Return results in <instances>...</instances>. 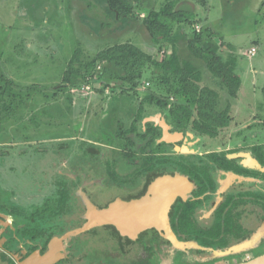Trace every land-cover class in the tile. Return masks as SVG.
I'll return each mask as SVG.
<instances>
[{
	"label": "rangeland",
	"instance_id": "374dc122",
	"mask_svg": "<svg viewBox=\"0 0 264 264\" xmlns=\"http://www.w3.org/2000/svg\"><path fill=\"white\" fill-rule=\"evenodd\" d=\"M168 1L143 2L136 21L116 20L104 0H0V204L22 211L24 222L35 216V225L56 235L84 225L78 202V214L59 216L52 223L39 219L37 213L47 216L54 208L56 179L79 172L81 166L87 176L105 172L110 178L112 168L129 171L133 161L144 159L137 150L144 142L138 143L135 136L144 133L143 122L157 121L172 105L185 101L175 83L158 85L160 72L152 65L143 69L133 89L121 84L122 73L114 63L97 60L114 45L131 44L159 60L176 51L180 60L200 69L197 86L216 92V109L229 105V125L215 138L187 132V141L179 145L187 153L224 150L236 155L249 153L253 146L264 148V0H206L205 6L177 0L191 24L170 22L169 42L156 45L142 20ZM198 37L216 43L224 61L236 57L234 72L241 80L236 98H229L188 50V43ZM66 73L73 84L64 83ZM83 76H92L88 84L81 82ZM148 94L168 97L167 108L142 104ZM132 126L136 132H130ZM163 150L152 146L148 154L162 158ZM261 220L256 228L252 225L256 235L236 244L245 242L244 248L226 256L197 248L180 251L168 243L159 250L151 241L150 253L144 242L122 252L113 245L114 233L103 228L79 234L72 244V236L67 238L65 255L83 256L82 264H237L264 254ZM4 253L0 249V264H7L6 258L8 264H17L13 254Z\"/></svg>",
	"mask_w": 264,
	"mask_h": 264
},
{
	"label": "trees",
	"instance_id": "16d2710c",
	"mask_svg": "<svg viewBox=\"0 0 264 264\" xmlns=\"http://www.w3.org/2000/svg\"><path fill=\"white\" fill-rule=\"evenodd\" d=\"M105 7L111 12L116 20L121 19H134L138 20L139 16L136 10L143 5V2H149L153 0H104ZM196 5L205 6L206 0H191ZM177 0L168 1L158 11L151 10L142 23L150 36L154 44H160L161 42H169L170 40V22H181L185 21L191 24L188 18V13L179 9L176 10ZM223 45L233 49L231 46ZM222 46V42L220 47ZM160 47V46H159ZM190 53L198 60L202 61L205 65V69L218 80L229 98L234 99L237 96L240 88L241 80L238 75L234 72L236 68V57L230 56L224 61L220 56L217 55L218 45L212 41L201 42L198 38L191 40L188 45ZM97 60L101 62H112L122 73L119 76L121 84L131 86L133 89L142 77L143 69L147 65L154 66L160 72L158 85L163 83H175L176 91L180 94L183 93L185 101L179 102L168 108V121L173 125V129L176 132H181L185 127L191 128L192 131L200 135H205L210 138H215L218 131L229 125L230 118L228 116L229 105L222 110L216 109V92L209 88H199L197 83L201 80L200 70H197V66L193 62L187 60H180L178 53L172 51L168 57H163L160 60L153 58L150 54L142 51L138 47L131 44H119L114 45L107 50L103 51ZM91 75V74H90ZM76 78V77H75ZM90 77H80L83 84H88ZM65 84H73L72 76L65 74L63 79ZM168 97H162V95L148 94L142 99V104H156L160 110L167 108ZM142 111V108L138 109ZM165 123H162L164 125ZM146 131L142 134H136L137 142L143 143L137 150L144 154L147 148H151L152 145L156 147L165 146L167 144H155V139L160 136V127L152 126L150 124L145 127ZM131 132H136L135 126H132ZM130 145L132 141L128 139ZM134 146V144L132 145ZM136 150V149H135ZM253 153H256L259 157V163L264 167V148L258 146L252 148ZM217 155V154H212ZM221 155H224L223 153ZM144 159V165L147 164L148 170H154V164L151 161ZM152 160V158H149ZM228 162V161H227ZM189 163V164H188ZM193 162L182 163V170L184 173L196 172L191 167ZM233 171V170H231ZM247 176L250 175L248 169H245ZM254 171L253 173H255ZM252 173V174H253ZM187 180L186 178H184ZM204 183L207 182L210 188L202 186L195 196L200 195L206 190H212V180L210 177H204ZM262 180L264 181V174H262ZM79 179L72 180L68 177H59L55 181V192L56 198L54 200L53 210L45 216L39 214V219L43 222L52 223L57 217L62 215H69L74 213V202L77 198L76 192ZM207 186V185H206ZM247 197L250 196L246 193ZM254 197V195H253ZM254 201V200H253ZM235 203L232 201V204ZM254 203H260L261 216L264 219V194L261 193V200L254 201ZM200 201H192L184 204L176 203L172 212L170 213V225L168 226L173 230L174 235L181 241L195 243L197 249H210V250H224L228 248L234 242L241 241L248 237L250 229L243 227L240 223V217L237 219V215L231 211L228 213L225 200L216 208L212 223L210 227L201 226L198 221H195L194 214L197 208L200 206ZM0 214L12 216L13 230L8 229L4 234L0 236V239L5 238V244L3 249L7 250L12 254H20V251L25 252V256L29 255L35 250H39L43 253L47 248L48 241L55 237L56 234L49 233L48 228L39 227L34 224L35 216L28 218L29 222H24L22 211H18L12 208L9 209L0 204ZM33 223V224H31ZM79 228V227H78ZM1 229V226H0ZM235 230V234L228 237L229 231ZM7 232V234H6ZM153 234L157 233L153 230ZM115 234H117L115 232ZM78 236L70 238L71 244L74 243V239ZM43 240L40 242V240ZM9 244V245H8ZM21 246L20 248L18 246ZM18 247V248H17ZM75 251L76 247H73ZM196 249V248H195ZM148 251L151 248L147 249ZM202 252V250H201ZM205 252V251H203ZM69 259V257H68Z\"/></svg>",
	"mask_w": 264,
	"mask_h": 264
},
{
	"label": "flooded vegetation",
	"instance_id": "af4514ba",
	"mask_svg": "<svg viewBox=\"0 0 264 264\" xmlns=\"http://www.w3.org/2000/svg\"><path fill=\"white\" fill-rule=\"evenodd\" d=\"M162 123H165V124L162 125ZM150 124L152 126L160 127L161 134L159 137L155 139V144H161V143L167 144L165 146L158 147L160 151L164 149L162 152H160L162 155V158H158V159L154 158L156 154H154V156H149L151 155V154H148L150 152L149 148L146 149V153L144 154H141L138 151L139 152L138 154L139 155L141 154V156H143L144 159L148 158V160L146 161H151L152 164H154V170H148L147 164L144 165V159H142L141 162L133 161L132 162L133 164L131 166L132 169H130L127 172H122L119 170L115 171L112 168L111 172L107 174L109 175L110 178L106 177L105 172L103 173V175L95 174V175H91L93 177L87 176L86 173L88 174V172H84V170L81 171L82 166L80 167L79 172L73 175L71 174V176L66 175V177L71 178L72 180L79 179V184L77 185L78 192H76V195H75L77 196V198L74 202V205L76 202L79 203V207L82 209V215L84 214L85 216L86 210H85L83 200L81 196H79V193L83 190H84L83 191L84 195L88 199V201H90L92 204L94 203L97 209H100V208L102 209L106 207L109 203L114 202L116 199L132 200V199H136L144 195L148 184L155 178L175 177L181 180L186 178L187 180L185 179L184 180L187 181L188 184L190 183L189 185L191 188L189 191L185 193L184 197L178 195L173 201L170 207V210L168 212V217H167L168 223L170 221L169 219L170 213L172 212V208L176 203L184 204V203L192 202V201H200V205H199L200 207L196 209L195 214H194L195 221H198V223L201 226L210 227L216 208L225 200V204L227 206L228 213H230V216H231V211H232L234 215L235 214L237 215L236 216L237 219L240 217L239 221L240 223H242L243 227L250 229V233L248 237L254 236L256 234V232L255 234H253L254 233L253 231L256 228L255 224H258V223L260 224V221H262L260 203H254V201L261 200V193L264 194V191H262L261 189L262 183H264V181L262 180V174H264V172L259 171V170H253L251 168V169H248L250 172V175L247 176L246 171H245L246 169L245 167L247 165L245 164L244 158H246L250 162H252V158H254L257 160V162H259V157L257 156L256 153H253L252 151L253 147H258L259 145L253 146L248 151L249 153H251L252 158L249 157L248 154L247 156L245 154V157H244V156H239V154H236V155L234 154L237 152H233V151L226 152L224 150L219 151V152H209L208 151L204 154H200V153L191 154V153H187L185 149L179 146L180 143H184L187 141L188 138L186 134L188 131L195 132V131H192L191 128L185 127L184 130L181 132H176L172 130L173 125L170 124V119L168 121L167 112H166V115H162L157 121L148 119L143 122V126H147V125L150 126ZM145 131L146 129L144 130V132ZM166 133L172 138H175V140L173 141L169 140ZM196 134L198 136H201L198 133ZM145 142L146 140H144V144ZM152 146L156 147V145L151 144V147ZM222 153L224 155H221ZM212 154H217V155H212ZM149 158H152V160H149ZM184 162H193L191 167L196 172L191 173V175L190 173H184L182 170L183 168L182 163ZM90 165H93V164H88V166ZM85 168H87V165L83 166V169ZM254 171L256 172L253 173ZM204 177L211 178L213 189L206 190L202 192L200 195L195 196V193H198L202 186L210 188L207 182L204 183V179H203ZM247 183H249L248 185L252 186L253 188L248 187ZM90 186L91 188H93V190L88 188ZM86 188H88L89 192L87 191ZM90 190L92 192H90ZM246 193H249L250 196L247 197ZM98 197H101L103 199L100 203H99ZM232 201L235 203L232 204ZM75 213L76 214L79 213L76 205L74 207L73 214ZM82 224L81 226H83ZM252 225L255 226V228L252 229ZM96 228H103L106 230L108 229L111 230V232L114 233L111 238L113 240V245H115V248L117 250L119 251L121 250L122 252H127L130 245L138 244V243L140 244L142 242L145 243L144 249L149 248L148 242L150 241L153 242V244H155V246H157L159 250L162 249V246L164 243L169 244V241L166 238V236L160 232L158 233L157 231H155L157 233L156 235L152 233L153 230L146 231L140 234L138 239L135 240V239H129L127 237L119 235V233L115 230V228L110 224H104L100 227L91 228L83 232L82 234L88 233L89 231H92L93 229H96ZM170 230L174 234L171 228ZM234 231L235 230H230L229 231L230 235L228 237L231 238V236L235 234ZM115 232L117 234H115ZM243 240L234 242V245L242 242ZM63 245L65 248L64 242H63ZM165 246L167 247L166 244ZM150 252L151 250L148 251V253ZM239 252H235V253H239Z\"/></svg>",
	"mask_w": 264,
	"mask_h": 264
},
{
	"label": "water",
	"instance_id": "95a60500",
	"mask_svg": "<svg viewBox=\"0 0 264 264\" xmlns=\"http://www.w3.org/2000/svg\"><path fill=\"white\" fill-rule=\"evenodd\" d=\"M166 135L169 140H175V138H172L167 133ZM247 154L250 155L251 153ZM239 156L245 157V154H239ZM250 157L252 158L251 155ZM246 161L247 159L245 160L246 169L252 168L253 170L264 172V167L256 159L252 158V162L249 163ZM190 188V185L184 179L158 177L148 184L144 195L132 200L116 199L102 209H97L95 205L88 201L84 192L81 191L79 195L85 206L84 218L86 219V223L61 237L52 238L48 242L44 253L35 250L21 261H18V264H55L58 259L63 258L62 242L70 236H77L91 228L100 227L104 224L112 225L119 235L129 239L136 240L140 234L154 230L164 234L169 241V245L177 250L186 252V248H198L195 243L179 241L167 223L168 212L173 201L178 195L184 197ZM2 219L3 216L0 214V225L5 228L7 224ZM244 244L246 243L233 245L224 250H200L212 251L215 256H226L241 251L244 248L242 246ZM16 259L20 260V257H16ZM237 264H264V254Z\"/></svg>",
	"mask_w": 264,
	"mask_h": 264
},
{
	"label": "crops",
	"instance_id": "0c3cea01",
	"mask_svg": "<svg viewBox=\"0 0 264 264\" xmlns=\"http://www.w3.org/2000/svg\"><path fill=\"white\" fill-rule=\"evenodd\" d=\"M180 4H178V5H176L177 7H176V10H179V9H181V8H179L180 6H179ZM198 5V4H197ZM195 6V5H194ZM182 7V6H181ZM193 7V6H192ZM193 9H194V7H193ZM143 51V50H142ZM255 55V54H254ZM200 70V69H199ZM203 79V78H202ZM214 79V78H213ZM216 80V79H215ZM216 81H218V80H216ZM2 216H3V221L7 224V226L4 228V227H2L1 225V229H0V231L1 230H3V231H1V233H0V236L2 235V234H4L5 233V231L6 230H8V229H11V230H13L14 228H13V220H14V218L12 217V216H7V215H3V214H1ZM9 218V222H6V220H5V218ZM70 231V230H69ZM6 234H7V232H6ZM65 233L63 232V233H60V235L59 234H57V235H55V237H61L62 235H64ZM77 236H79V235H77ZM81 236V235H80ZM55 237H52V238H55ZM51 238V239H52ZM50 239V240H51ZM49 240V241H50ZM5 241H6V239L5 238H2V239H0V249H3V246H4V244H5ZM48 241V242H49ZM48 244V243H47ZM9 245V244H8ZM19 248L21 247L20 245L18 246ZM17 247V248H18ZM62 256H63V258H61V259H58V261H56V263L55 264H82L83 263V260H84V257L83 256H81V257H79V256H75V258H70V260L68 259V257L67 256H69L68 255V252H67V254L65 255V248H64V245H63V242H62ZM5 250V249H4ZM6 251V253H4L3 254V256H7V257H10L11 255L9 254V252L7 251V250H5ZM64 251V252H63ZM20 254H18V255H16V254H13L12 256H11V258L13 257L14 259H15V261L17 262V264H18V261H21L22 259H24L25 257H27V256H25V252L24 251H20L19 252ZM44 253V252H43ZM73 253V255L74 254H77V252H76V250L74 251V252H72ZM12 254V253H11ZM31 254V253H30ZM78 255H79V253H78ZM16 257H20V260H17L16 259ZM9 258H6L5 259V262H7V264H8V260ZM9 264H10V260H9Z\"/></svg>",
	"mask_w": 264,
	"mask_h": 264
},
{
	"label": "bare ground",
	"instance_id": "6f19581e",
	"mask_svg": "<svg viewBox=\"0 0 264 264\" xmlns=\"http://www.w3.org/2000/svg\"><path fill=\"white\" fill-rule=\"evenodd\" d=\"M246 156H247V154H246ZM248 158H249V157H248ZM246 162L249 163L250 161L247 160ZM151 179H152V178H151ZM147 181H148V180H147ZM145 183H146V182H145ZM147 183H148V182H147ZM96 184H97V182H96ZM189 184H190V183H189ZM84 185H85V184H84ZM95 186H96V185H95ZM85 187H86V186H85ZM145 187H146V186H145ZM145 187H144V188H145ZM88 188L92 189L91 186L88 187ZM88 188H86L87 191H88ZM144 188H143V189H144ZM83 191H84V190H83ZM87 191H86V192H87ZM88 192H89V191H88ZM90 192H91V190H90ZM140 193H141V192H140ZM142 193H143V192H142ZM138 195H139V194H138ZM128 197H129V196H128ZM128 197H127V198H128ZM129 198H130V197H129ZM104 199H106V198H104ZM102 200H103V199H102ZM108 200H109V198H108ZM126 200H127V199H126ZM155 202H157V201H155ZM155 202H154V203H155ZM96 203H97V202H96ZM105 205H106V204H105ZM100 209H101V208H100ZM83 218H84V217H83ZM261 230H262V229H261ZM106 231H107V230H106ZM149 231H150V230H149ZM158 233H159V232H158ZM123 239H125V238H123ZM256 240H257V239H256ZM123 241H124V240H123ZM130 241H132V240H130ZM252 241H253V240H252Z\"/></svg>",
	"mask_w": 264,
	"mask_h": 264
},
{
	"label": "built area",
	"instance_id": "2783aa9c",
	"mask_svg": "<svg viewBox=\"0 0 264 264\" xmlns=\"http://www.w3.org/2000/svg\"><path fill=\"white\" fill-rule=\"evenodd\" d=\"M251 53H252V54H255V53H256L255 48H252V49H251ZM86 88L89 89V86H87Z\"/></svg>",
	"mask_w": 264,
	"mask_h": 264
}]
</instances>
